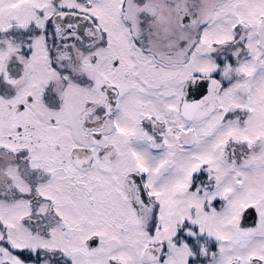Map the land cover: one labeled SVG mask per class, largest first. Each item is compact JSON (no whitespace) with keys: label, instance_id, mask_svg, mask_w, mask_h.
Wrapping results in <instances>:
<instances>
[{"label":"rangeland","instance_id":"rangeland-1","mask_svg":"<svg viewBox=\"0 0 264 264\" xmlns=\"http://www.w3.org/2000/svg\"><path fill=\"white\" fill-rule=\"evenodd\" d=\"M32 4L45 10L37 15L43 24L53 9L51 0H0V26L11 15L32 19ZM213 4L199 20V34L183 29L182 43L171 48L178 51L180 63L167 54L166 64L157 68L154 52L144 57L124 22L125 16L139 25L138 2L127 0L121 10V0L95 1L110 33V44L102 51V78L110 72L118 78L126 69L131 76L124 89L130 90L122 95L120 129H103L102 143L113 142L117 153L111 159L95 158L87 167L75 163L70 152L76 145L97 147L95 141L86 139L79 125L62 122L72 109L82 108L85 98L94 101L93 90L68 86L66 111L57 116L51 144L20 140L19 125L35 138L52 137V114L41 107L37 93L49 74L48 48L46 36L37 37L32 76L17 96L0 97V264H228L239 256L249 264V254L264 256V220L262 233L239 223L249 205L264 217V0ZM167 18L170 25L169 14ZM239 20L248 24L246 43L221 47L239 36ZM10 40L5 49L0 47V70L16 46L15 37ZM115 57L121 59L118 68L112 65ZM196 73H218V82L209 97L188 109L185 86ZM158 81L166 82L165 91L156 89ZM180 88L181 115L175 110ZM29 93L36 98L18 115V103ZM124 112L133 113L132 120ZM144 112L169 123L165 139L155 140L140 124ZM26 144L32 155L17 159L15 153ZM38 169L45 175L32 182ZM132 171L143 175L158 206L154 226L143 221L142 208L133 203ZM178 232L183 235L179 242L173 238ZM198 236L208 241L195 246L186 239ZM93 237H98L97 245L89 244ZM211 237L218 241L215 250ZM21 248L34 255L38 249L37 261L25 262L9 251Z\"/></svg>","mask_w":264,"mask_h":264},{"label":"flooded vegetation","instance_id":"flooded-vegetation-1","mask_svg":"<svg viewBox=\"0 0 264 264\" xmlns=\"http://www.w3.org/2000/svg\"><path fill=\"white\" fill-rule=\"evenodd\" d=\"M8 1L13 2L14 0ZM61 1L63 0H51L53 9L50 15L45 18L43 24L38 22L37 15L38 13L45 14V10L39 8L36 4H32L35 13L32 19L23 21L19 16L11 15L8 23L0 26V47L5 49L6 44H8V41L11 42L10 39L12 37H15L14 44L16 45L14 50L9 52V55L3 59V67L0 70V97L3 99L15 97L25 86L33 72V43L39 35H45V47L48 48L47 61L49 65V74L46 81L42 83V88H39L37 93L39 94L41 107L46 109L47 114H52L48 117V125L50 126L48 131L51 133L52 137H43L40 135V137L35 138V134H29V131L25 130L21 125L17 127L19 129V137L22 142L26 140L31 145L36 144L37 140L51 144V140L54 138V129L58 128L54 126L58 124L57 116L59 113H64V111H66L64 107L66 95L68 94V86L72 84L77 87L80 86L93 90L95 96L94 101L85 98V103L82 108L72 109L71 112H68V118H66L67 122L64 119L62 122L64 124L79 125L85 138L95 141L96 144H94V146L97 145V147L91 148L87 144L76 145L70 152V156L75 163L79 164V166L87 167L95 158L99 160L111 159L117 153L118 148L113 142L102 143L103 129L107 125L111 127L115 126L117 130L120 129L119 116L121 115L122 109H125L122 106V95L130 90L125 91L124 89L128 86V78L131 76V73L129 69H126V72L118 78L111 72L109 76L106 75L107 77L105 76V78H102L104 76L102 51L104 46L107 47L110 44V33L103 24V8H101V5L99 9L94 8L96 0H76L75 5L61 4ZM214 1L215 0H136L139 6V25H136V27L133 26V22L128 21L125 16L124 22L129 27L128 31L134 47L140 49L144 57H150V53L153 51L155 66L160 68L166 64L165 61L167 59L165 57L167 54L170 58L175 57L177 59L176 63H180V60H178L179 58H177L178 51H173L171 48L174 46V48H177L179 44L182 43L184 35L183 29L186 30L191 28L192 33L195 31L196 36L199 34V20L202 19V15L205 12L210 13L211 9L209 5L213 6ZM126 5L127 0H121V10H124ZM151 6L155 9L150 10L149 7ZM168 14L169 19H171L170 25H167ZM239 21H241L242 25L240 29L241 33L243 30V34L239 32L240 37L243 35L242 39L236 35L232 42H224L221 44V47L229 48L233 45L246 43V27L248 24L245 25L243 20ZM120 62L121 59L115 57L112 60L113 68H118ZM195 75L212 76L216 79L209 85L207 92L199 99L184 100L190 105L187 106L188 109H192L194 104L202 102L209 97L212 89L215 87V82L218 80L215 73L211 75L196 73ZM193 76L194 75L191 77ZM190 78L185 86V94ZM158 82L156 89L160 88L159 90L165 91L167 89L166 82ZM220 88L221 87H219V89ZM131 89H133V84L131 85ZM35 98L33 93H29L24 98V101L18 103L19 109H17L16 113L21 115L27 108L28 103L33 102ZM175 110L179 115L183 113V94L181 88L179 90V99ZM55 113L57 115H54ZM124 115L129 121L132 120L134 116L131 112H124ZM139 118L140 124L147 129L148 133L155 136V140L159 141L166 138L165 132L170 127L166 120L157 118L156 114L150 115L146 112L142 113ZM126 121L127 120H125V124ZM31 127L34 128V126ZM172 130L177 132L179 127H172ZM24 135H30V137H23ZM259 141L260 139H258V142ZM57 144L59 145V143ZM24 146L20 151L15 153L19 157H17V159L22 160L26 155L27 157L32 155V147L29 146V144ZM245 152H243V154H245ZM38 170H40V172L36 173L32 182L38 183L37 180L41 178V175L44 177L45 172L42 169ZM133 176H135L133 181L135 184L133 194L136 196L132 198L133 203L142 208L143 213L141 211L140 213L143 215V221L149 219L154 226L153 222L157 221L156 207L158 206L153 200L152 194L150 193V196L146 194L149 188L143 175L132 171L129 177ZM254 208L256 209L255 206ZM256 212L257 219L255 225L244 228L256 227L261 230L262 233V221L264 217H259L257 209ZM182 237L183 235L178 232L173 238L179 242ZM94 239H97L95 244L92 243ZM186 239L191 243L193 242L195 246L198 245L195 241L191 240V238L187 237ZM97 243L98 237H93L89 240L90 245H97ZM163 247L166 248L165 245ZM9 251H11L12 255H15L25 262L37 261L39 255L38 249L36 255L30 250L23 248L20 250L11 249ZM247 259L249 264H264V256L259 252L249 254ZM4 263L7 264V262ZM228 264H244V260L241 256L233 257L229 260Z\"/></svg>","mask_w":264,"mask_h":264},{"label":"water","instance_id":"water-1","mask_svg":"<svg viewBox=\"0 0 264 264\" xmlns=\"http://www.w3.org/2000/svg\"><path fill=\"white\" fill-rule=\"evenodd\" d=\"M245 34V33H244ZM212 76L194 75L190 78L187 84V90L184 100H197L208 90L209 85L215 80ZM257 219V212L254 206H248L243 209L240 217V225L243 227H250L255 225ZM97 239L92 240L95 244Z\"/></svg>","mask_w":264,"mask_h":264},{"label":"trees","instance_id":"trees-1","mask_svg":"<svg viewBox=\"0 0 264 264\" xmlns=\"http://www.w3.org/2000/svg\"><path fill=\"white\" fill-rule=\"evenodd\" d=\"M215 75L217 77H219L218 73L215 74ZM191 240L195 241L196 244H200L201 243L200 241H202V240L208 241V238H202V237H199L198 236L197 238H191ZM211 242H213V248L212 249H216L215 247H216L218 241L216 239H214V238L211 237Z\"/></svg>","mask_w":264,"mask_h":264}]
</instances>
